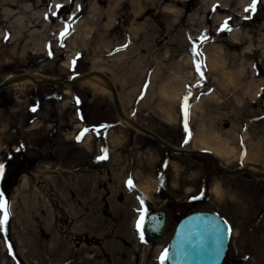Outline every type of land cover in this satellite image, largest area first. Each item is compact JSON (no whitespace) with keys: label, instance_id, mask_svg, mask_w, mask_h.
<instances>
[{"label":"rangeland","instance_id":"rangeland-1","mask_svg":"<svg viewBox=\"0 0 264 264\" xmlns=\"http://www.w3.org/2000/svg\"><path fill=\"white\" fill-rule=\"evenodd\" d=\"M102 1L105 11L114 0ZM131 1L101 18L91 9L96 0H59V8L55 0H19L15 16L2 14L1 1L0 84L12 75L72 80L98 72L116 87L129 119L194 153L177 154L127 124L109 87L13 82L0 92V192L12 213L11 235L0 232V264H168L160 257L177 227L173 216L197 211L231 226L228 264H264V179L225 172L264 173V32L255 28L264 6L250 10L247 43L238 47L236 30L214 21L218 6L208 14L203 0H140L151 11L139 16ZM212 53L222 66L212 69ZM182 83L178 99L163 96L162 87L177 91ZM85 128L95 131L77 142ZM205 134L234 156L202 146ZM102 149L107 159L97 160ZM146 183L154 185L149 198L139 189ZM158 211L172 215L165 237L142 241L140 216Z\"/></svg>","mask_w":264,"mask_h":264},{"label":"water","instance_id":"water-1","mask_svg":"<svg viewBox=\"0 0 264 264\" xmlns=\"http://www.w3.org/2000/svg\"><path fill=\"white\" fill-rule=\"evenodd\" d=\"M100 74V73H99ZM90 75V74H88ZM88 75H82L74 80L65 79H43L33 81L37 85L49 84L52 86L76 85L84 80ZM106 80L107 77L101 74ZM29 75L19 76V81ZM11 86V82L7 81L0 84V92ZM110 90L113 95L115 108L117 113L124 120H129L123 113L121 102L116 87L110 82ZM132 125L142 132L153 138L160 145L172 150L177 154L194 153L186 149L176 148L172 144L166 142L155 132L140 126L131 120ZM216 163L220 165L219 161ZM228 175L236 176L243 173H249L253 176H259L264 179L263 172H252L249 168H241L237 170H225ZM14 178L8 177L3 188L9 191L14 186ZM10 203L11 201L7 199ZM12 219V213L9 223ZM174 220L178 222V226L171 238L170 248L168 251V264H228L226 260L229 251V243L232 236L226 232V227L231 226L217 213L213 212H194L183 217L182 213H176ZM170 214L167 211H158L151 214L143 224L144 233L152 240H161L165 237L169 227ZM226 222V224L224 223ZM7 236L11 235V228L7 227Z\"/></svg>","mask_w":264,"mask_h":264},{"label":"bare ground","instance_id":"bare-ground-1","mask_svg":"<svg viewBox=\"0 0 264 264\" xmlns=\"http://www.w3.org/2000/svg\"><path fill=\"white\" fill-rule=\"evenodd\" d=\"M1 1H2V4H4V6H5L3 9V13H2L3 15L15 16L17 14L18 15L21 14V12L17 10L18 5H19V0H0V2ZM136 1H137L136 4L138 7L136 9L137 11H134V12H136V13L138 12L137 15L140 16L141 13H143V11H146V12H144V14L150 13L151 8L147 10L146 8L143 7V4L140 0H136ZM183 1H185V0H179L178 3H181ZM101 2H103V1L102 0H98V1L96 0L94 5L91 7L93 13L96 14L100 18L103 15H108V17H112L111 15L115 12V7L121 3V0H114L113 2L111 1L108 9H106L105 11L101 10V8L98 5ZM131 2L134 3L135 0H132ZM258 2L262 5V7L264 6V0H260V1L256 0V4ZM58 3H59V0H55V5H57ZM203 3H204L203 5L205 6L204 11H206V13H208V14L211 12V10H213L214 8H216V6H218L219 9H218L217 14L215 15L214 21L215 22L218 21L221 24L222 28L225 25V22H227V25L230 29L236 30V31H234V36L236 37V46H238V47L245 46V44L247 43V39L245 38V35H247V34L245 33L244 29H245V26L249 25L248 24V15L250 13L251 6L253 4V0H203ZM210 8H211V10H210ZM245 9H249V11H245ZM25 10L33 11L34 9H32L30 7V5H28V6H26ZM168 10L171 13H173V16H175V17H179V14L182 12L179 9H175L174 7H171V5L168 7ZM200 13L201 12H198V14L201 16ZM41 14H42V12H41ZM262 16L264 17V14H262ZM25 17L26 16L20 17V21H23L21 23H23L22 25L24 27H25V25H27L26 22L24 21ZM37 17H39V16H37ZM135 17H136V15H135ZM40 18H41V16H40ZM255 28H257L260 32H264V18H263V24L260 27H255ZM224 31H227V30H224ZM138 32H139V29L137 28L135 33L137 34ZM15 35H16V33H15ZM209 64H210V66H212V69H215L218 66H222L224 64V60L220 55H215L214 53H212V55L209 56ZM27 75H29L31 77H25V78H23V80H20L19 82L26 81L25 83H29V82L31 83L35 80L39 81V80L45 79L39 73H32V74H27ZM22 76H24V75H22ZM79 77L80 76H78L76 78H79ZM18 78L19 77H17L16 75H12V76H9L7 78V80L9 82H11V84H12L13 82L19 80ZM76 78H74V79H76ZM228 78H229L230 82L233 81L232 80L233 78L231 79L230 75H228ZM74 79H72V80H74ZM85 80H87V81H89L95 85H100L101 87L103 86L106 88L107 87L110 88V84L98 72H95V73L88 75L86 78H84L83 81H85ZM83 81H81V82H83ZM183 83H182L181 88H179L177 91H174L172 89L173 88L172 85L168 86V87H162L163 96L167 99H172V100L178 99V97L180 96V94L183 90V86H184ZM126 118H128V117L126 116ZM172 119L175 120L174 117H172V118H168V121H172ZM125 122L129 125H132L131 119L125 120ZM211 140L212 139L210 138V136L205 134L203 136V138L201 139L200 144L202 146L208 145L207 147L215 149L216 152L219 154H223L226 156H234V149L233 148H230L224 142L220 143V144L215 143L214 145H212L209 143V142H211ZM252 172H255L254 169L252 170ZM153 188H154V185L150 184V183L142 184L139 187L140 191L145 196H147L148 198L152 195V189ZM213 192L215 193V195L219 196L222 193V187L219 184H216L213 187ZM161 249H162V247H158L157 251H161Z\"/></svg>","mask_w":264,"mask_h":264},{"label":"snow or ice","instance_id":"snow-or-ice-1","mask_svg":"<svg viewBox=\"0 0 264 264\" xmlns=\"http://www.w3.org/2000/svg\"><path fill=\"white\" fill-rule=\"evenodd\" d=\"M57 7H62V5H57ZM256 8V0H253V4L251 6V10H255ZM245 11H249V9H245ZM221 30H227V31H231V29L228 27L227 22H225V25L223 26V28ZM63 36H67L70 35V32L66 29L65 32L62 34ZM7 39V37H6ZM192 52L194 56H200L201 53L198 52L196 50V46L194 45L192 48ZM49 54L51 55V51L49 52ZM73 64H75V61H73ZM197 72L201 75V77H203V73L200 71L201 69V65L200 63H197L195 65ZM77 103H79V100H77ZM188 97L184 98L183 101V112H184V118H185V128H187V117H188ZM32 111H36V108L34 107L32 109ZM91 131H95V129H88L85 128L78 136H77V142H81L84 138V136L91 132ZM17 151H20V149H17ZM102 155L97 157V160H104L107 159V149H102ZM5 174V167L4 165L0 164V180L3 179ZM128 185L129 188L131 189L133 187V183L131 181V179H129L128 181ZM11 217V211H10V203L9 201L3 196V193L0 192V232H5L7 231V226L9 223ZM143 223H144V216L143 214L140 216L139 221L137 222V229L139 231V235H140V239L143 241L144 239V233H143ZM226 224V222H224ZM226 232L227 234L230 235L231 233V228L230 227H226ZM168 259V252L167 250L163 253V255L160 257L161 262H163L164 260Z\"/></svg>","mask_w":264,"mask_h":264},{"label":"flooded vegetation","instance_id":"flooded-vegetation-1","mask_svg":"<svg viewBox=\"0 0 264 264\" xmlns=\"http://www.w3.org/2000/svg\"><path fill=\"white\" fill-rule=\"evenodd\" d=\"M170 213V212H169ZM170 215H171V213H170ZM171 220H172V215H171V217H170V223H171Z\"/></svg>","mask_w":264,"mask_h":264}]
</instances>
